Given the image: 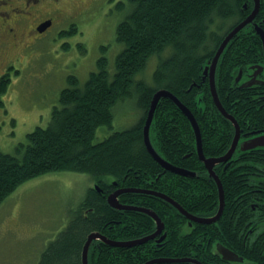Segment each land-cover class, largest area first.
<instances>
[{
  "label": "trees",
  "instance_id": "1",
  "mask_svg": "<svg viewBox=\"0 0 264 264\" xmlns=\"http://www.w3.org/2000/svg\"><path fill=\"white\" fill-rule=\"evenodd\" d=\"M253 8L254 0L116 2L115 10L123 17L116 26L115 40L122 49L113 66L109 67L106 56L101 55L96 70L83 83L70 75L69 85L60 91L48 124L27 133L26 142L17 145L14 153H0V205L22 183L50 172L88 174L100 189L90 186L86 190L83 206L89 211L84 213L82 205L72 211L66 226L48 243L36 264H82V248L92 232L114 241L151 235L156 224L149 215L108 204L107 196L116 187L163 193L193 215L217 213V183L198 158L193 128L182 111L170 99L161 98L149 136L163 160L193 176L165 170L155 161L143 142V126L153 94L165 89L192 112L200 129L204 156L224 155L234 127L214 104L208 80L202 79V67ZM263 22L264 0H259L255 19L227 43L215 71L218 98L243 130L264 129V101L257 96L264 95V86L241 89L234 84L240 68L247 70L250 65L264 63L262 40L254 30L255 24ZM261 27L264 30L263 24ZM155 56L158 63L152 84L136 79ZM5 90L6 82H2L0 95ZM132 97L139 112L135 124L94 141L98 127H111L113 106ZM214 171L224 194L217 222L189 224L175 206L159 196L124 192L117 197L119 203L151 209L164 223L166 236L160 245L152 240L125 247L93 240L88 264H193L162 261L186 257L201 264L210 259L212 264H219L220 257L212 250L215 241L234 243L231 245L239 246L236 251L243 257V251L250 259L264 257L258 241L247 244L236 236V226L247 231L246 221L251 215L264 216V148L237 151L225 163L216 164Z\"/></svg>",
  "mask_w": 264,
  "mask_h": 264
},
{
  "label": "rangeland",
  "instance_id": "2",
  "mask_svg": "<svg viewBox=\"0 0 264 264\" xmlns=\"http://www.w3.org/2000/svg\"><path fill=\"white\" fill-rule=\"evenodd\" d=\"M117 1L96 0L88 8L85 0L88 9L83 15L56 23L31 43L5 94L10 99L4 98L0 106V153H14L17 145L26 142L27 133L48 124L70 75L83 83L96 70L101 55L113 66L122 49L115 40L116 26L123 17L115 10ZM152 59L136 79L152 84L158 57ZM135 100L116 103L111 127H98L94 141L135 124L139 116ZM93 183L88 174L58 171L18 186L0 205V264H36L48 243L66 226L70 213L81 205L84 213L89 211L83 198Z\"/></svg>",
  "mask_w": 264,
  "mask_h": 264
},
{
  "label": "flooded vegetation",
  "instance_id": "3",
  "mask_svg": "<svg viewBox=\"0 0 264 264\" xmlns=\"http://www.w3.org/2000/svg\"><path fill=\"white\" fill-rule=\"evenodd\" d=\"M86 1L90 6V3L96 0H90V2L89 0ZM85 3V0H0V84L2 82H6L5 93L0 95L1 103H3L4 98H6L7 100L10 99L7 98L5 94L13 84L14 76L20 71L19 66L25 60L24 54H26V52L30 50L31 43L35 42L39 37L46 35V33L49 32L56 23H62L68 19H75L76 17L84 14L88 9L87 7H85ZM256 15L257 13L252 18L253 20L255 19ZM49 21L51 22L50 26L45 30L40 31L42 24ZM249 69L250 67H248V71H243L244 74L242 73L241 83H248L252 80L254 84L249 87L253 86L254 88H256L259 86L260 88L261 85L264 86V74L261 76V73H264V69L255 78H253V76L251 77L254 70ZM206 73H209V70H206ZM261 91L262 90H258L256 92ZM257 96L260 97L261 102L264 101V95L257 94ZM239 128L240 138L236 150H240L239 144L241 142L249 140L257 135L264 134V129H262L261 131L253 129L243 130L240 126ZM216 214L217 213L212 216H197L191 214L199 220L196 221L191 219L188 220V222L189 224H192V222H200L204 224L214 223L218 221L222 213L217 219L213 221L203 220L213 219ZM246 226L248 227H245L247 229L245 233L239 230L242 227L236 226L237 238H241V242L247 244L251 240H253L254 242L258 241L261 247L262 254L264 255L263 213H256L255 215H251L246 221ZM159 236L160 235L158 234L148 241L155 240L156 244L160 245L165 237L163 238V240L158 241ZM231 244H228L227 242L221 243L219 241H215V243L212 244L213 253L220 257L219 264H264V257H253L252 259H250L249 255H247V253L244 251L243 254L245 253L246 256L243 257L238 253V251H236V248L239 249V246L236 247ZM221 249H224L227 252L223 254L221 252ZM210 260H206L207 263L205 264H212L214 262ZM162 261H174L175 263L182 261L191 262L193 264H201L195 258L189 257L167 258Z\"/></svg>",
  "mask_w": 264,
  "mask_h": 264
},
{
  "label": "water",
  "instance_id": "4",
  "mask_svg": "<svg viewBox=\"0 0 264 264\" xmlns=\"http://www.w3.org/2000/svg\"><path fill=\"white\" fill-rule=\"evenodd\" d=\"M257 2L256 5L254 6V10L252 11L253 13H257L258 8H259V2L258 0H256ZM252 13V14H253ZM252 20V15H249L245 20H243L241 23H239L237 26H235L227 35L226 37L223 39L222 43L220 44V46L218 47L212 61L210 62V66L205 68V73L206 70L209 69L210 73H209V84H210V91L212 94V98L213 101L215 103V105L217 106V108L220 110V112L230 121L233 122V124L236 127V139L232 145V147L229 149L228 153L220 158H209V159H205L203 156V152H202V147H201V136H200V130L198 127V124L193 116V114L191 113V111L171 92L165 90V89H160L157 90L153 96L152 99L150 101V106H149V110L147 113V117L143 126V142L146 146L147 151L150 153V155L153 157V159L155 161H157L165 170H169L172 171L174 173L177 174H183V175H187V176H193L194 173L189 172L187 170H184L182 168L173 166L171 164H169L168 162H166L165 160H163V158L160 157V155L157 153V151L154 149V147L152 146V143L150 141V136H149V130H150V125L152 122V118H153V114L156 108V105L158 103V101L161 98H167L170 99L181 111L182 113L187 117V119L189 120L194 134H195V139H196V146H197V153L198 156L200 158V160L204 161V164L206 166V168L208 169V172L210 173V176H212L219 188V196H220V202H219V208L217 211V214L214 216L213 219H206L203 221H213L215 219H217L219 217V215L222 213L223 210V206H224V198H223V190H222V185L221 182L219 180V178L217 177V175L214 173V171L212 170V167L214 164L222 162V161H226L231 154L233 153L235 146H236V142L238 139V134H239V130H238V125L236 123V121L234 120V118L232 116H230L222 107V105L220 104L216 92H215V88H214V71H215V66L217 63V60L222 52V50L224 49V47L226 46V44L228 43V41L243 27L245 26L247 23L251 22ZM50 25L49 22L42 24V27L40 29V31H43L44 29H46V27H48ZM258 33L260 34L263 44H264V34L261 31V29L258 30ZM257 146H264V136H260V137H255L253 139H251L250 141L246 142L243 145V149H248V148H254ZM96 189H99L98 186H95ZM124 192H140V193H146V194H150V195H155V196H159L161 198H163L164 200L168 201L170 204H172L173 206H175L181 213L182 215H184L186 218H188L189 220L193 219L198 221L199 219L194 217L193 215L189 214L188 212H186L184 209H182L174 200H172V198L168 197L167 195L160 193V192H156L153 190H146V189H139V188H121V189H117L115 191H113L112 193H110L107 196V202L110 206L114 207V208H118V209H134V210H138V211H142L144 213H146L147 215H149L151 218H153L156 222V231L148 236H144L141 237L139 239H134V240H121V241H114L111 239H108L107 237H105L104 235L98 233V232H92L90 233L87 238L86 241L83 245L82 248V253H81V262L82 264H88V250L90 247V244L93 240H100L110 246H116V247H125V246H131V245H135V244H140V243H144L147 242L148 240L154 238L156 235L160 234L163 230V223L161 221V219L157 216V214L155 212H153L151 209L148 208H143V207H138V206H131V205H122L119 203L117 196L121 193ZM165 237V234H163L158 241L163 240V238ZM221 252L223 254H225L227 251L226 250H222ZM154 262H160V260H155ZM152 262H148L146 264H150Z\"/></svg>",
  "mask_w": 264,
  "mask_h": 264
},
{
  "label": "bare ground",
  "instance_id": "5",
  "mask_svg": "<svg viewBox=\"0 0 264 264\" xmlns=\"http://www.w3.org/2000/svg\"><path fill=\"white\" fill-rule=\"evenodd\" d=\"M255 2H257V1L254 0V3H255ZM258 2H259V0H258ZM255 5H256V3H255ZM253 10H254V9H253ZM252 13H253V12H251L250 15H252V18H253V17L255 16L256 13H255V12H254L253 14H252ZM209 73H210V71H209Z\"/></svg>",
  "mask_w": 264,
  "mask_h": 264
}]
</instances>
